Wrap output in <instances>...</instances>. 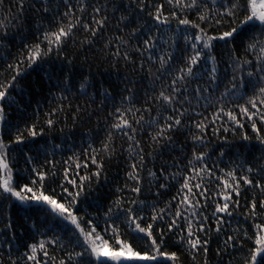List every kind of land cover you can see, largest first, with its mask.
<instances>
[{
  "label": "snow or ice",
  "instance_id": "obj_1",
  "mask_svg": "<svg viewBox=\"0 0 264 264\" xmlns=\"http://www.w3.org/2000/svg\"><path fill=\"white\" fill-rule=\"evenodd\" d=\"M14 45L11 59L0 56V125H6L0 132V264L4 245L7 264H183L182 256L212 264V255L215 264H264V0H15L7 8L0 0V50ZM90 49L132 66L119 93L95 89L91 72L79 71ZM36 69L47 81L46 96L57 101L43 120L45 97L28 115L11 95L24 93L21 81ZM79 96L86 102L73 105ZM14 106L16 122L6 111ZM107 107L112 110L101 117ZM61 116L73 128L97 117L87 145L61 161L55 159L60 144L50 151L37 145L33 155L28 146L54 131ZM249 127L260 154L239 159L237 151L229 167H220L227 153L222 148L213 159L209 129L233 147L227 134L250 142ZM117 137L127 147L118 148ZM17 146L28 148L21 149L24 173L10 159ZM166 152L179 155L165 160ZM121 156L124 182L110 186L108 169ZM12 209L24 212L41 237L19 244L16 250L25 251L16 257ZM238 215L253 221L254 232Z\"/></svg>",
  "mask_w": 264,
  "mask_h": 264
},
{
  "label": "trees",
  "instance_id": "obj_2",
  "mask_svg": "<svg viewBox=\"0 0 264 264\" xmlns=\"http://www.w3.org/2000/svg\"><path fill=\"white\" fill-rule=\"evenodd\" d=\"M10 2L12 4L15 3V0H5V8L9 7ZM90 11V10H89ZM114 23V21H113ZM78 35H80L78 33ZM9 51L11 52V56H9ZM18 51V46L14 45L10 50H0V56H7L9 59L12 58ZM70 52L72 49L69 50ZM87 56L89 57V60L87 62L83 63V68L79 69V71L84 72L85 74H88L89 71L94 77L95 81V89H99L101 85L103 87L109 88L114 93H119L120 90L124 87V77L126 75L131 78V65H129L127 68L125 67L123 61L121 60L119 64L114 63L112 59H102L103 53L98 52L94 49H90L87 51ZM85 53H81L80 56L77 58V64H80L84 59ZM5 62L0 61V71H2V66ZM21 83L24 86V93L18 94L17 92L13 91L12 96L16 98L17 101H19V104L24 106L27 109V114L31 115L33 110L36 108V100L40 97H45L43 100H41L40 105V117L41 120H43L45 114L48 112L49 107L55 106L57 103L56 100L47 97V81L44 79V74L42 70L36 69L35 71L30 72L28 75H26ZM142 87V85H137V88ZM79 88V81L76 82V88L73 89V91H77ZM223 86H221L222 90ZM53 91H57L56 89H53ZM89 91H93V89H89ZM119 100V96L117 95V102ZM86 102V97L79 96L78 98L72 99L73 105L75 104H84ZM96 103L97 105L100 103V97H96ZM142 101H138L136 106L139 107ZM65 107H67V102H65ZM92 107H96V105H92ZM112 109L110 107L105 108L104 112L99 113V115L102 117L106 112L111 111ZM6 111H9L10 114L8 116V120L12 122H16L20 113H18L15 110V106L12 109H7ZM35 119V117H32ZM61 122L56 125V129L52 132L45 131L44 137H37L36 138V144H30L28 147L32 148V154L35 155L37 145L43 146L44 148L51 150L52 144H60L62 145V150H57L55 153V159L57 161L66 160L69 156L73 154V152H79L82 147H85L87 145V139L89 135L94 134V132H89V130H95L97 128V117L93 116L92 119L89 121L85 119L82 123H79L75 128H73L71 119L69 117L67 125L63 122V116L60 117ZM104 122L101 119L100 121V128H103ZM6 128V125H0V132H3V130ZM63 128V132L60 131V129ZM248 135L250 137H253V139L249 141H241L239 139V133L237 135H232L231 133L227 134V140L229 144L233 145V147H229L228 144H225L224 141V134H221L219 137H214L211 135V129H209V135L208 140L210 143L207 145V150H209L212 154L213 159H216L219 152L223 148V150L227 153L224 157H222L219 161L220 167L227 168L230 166V162L232 160H236L238 157H236L234 154L239 151L243 153V156L239 157V159H243L244 156H246L249 160H252L253 157L258 156L260 154V146L257 144V142L254 139V134L251 132L250 127L246 129ZM124 144L125 147H127L126 141H122L119 137H117L116 145L119 148L121 144ZM240 145H246L247 150L244 147H241ZM255 145V147H253ZM97 146H99V140H97ZM23 148L24 152L28 151V148L24 146H17L14 147L11 154L10 159L12 160V166L14 167V170L19 171L20 173H24V170L26 168L25 164V157L23 153L21 152V149ZM192 146L189 144L188 146V153L191 154ZM204 150V149H200ZM126 155V153L124 154ZM179 155L177 152L171 153L169 155L167 152L164 154L165 160H171L172 156ZM48 159H52L51 156L47 157ZM121 164L117 166V162L115 160L112 161L111 167L108 169V178L110 181L114 182L113 185L115 186V183L122 184L124 182V169H123V156H121ZM45 160L44 152L41 151L39 154L38 163L42 164ZM30 167V166H27ZM63 171L62 167L60 169ZM16 179H19V177H16ZM103 179V178H102ZM215 188V185H213V189ZM100 192L107 191V187H102ZM155 191V189H153ZM176 188L173 187L171 191L165 193L161 197V205L163 206V201L168 200L172 195L175 194ZM97 193H93L92 196L89 197V199H92L94 196H96ZM146 196L148 199H152L153 197L151 195ZM144 198V197H142ZM247 198L251 199V194H247ZM243 203V200H242ZM92 211V209H90ZM211 211V209H209ZM240 212L243 213L244 209L241 208ZM25 213L22 211H17L16 209H12V217L16 224V237L17 240L13 241V249H12V255L13 257H16L20 255V253L24 252L25 249L23 247H19V251L16 250L19 244H23L25 241L28 243H32L35 241H38L41 237L39 234L35 232L34 229H31V221L25 222L23 220ZM32 215L34 217L38 216V213L33 212ZM237 219L240 220L241 225L243 227L249 228L250 234L254 232V229L250 227L252 225L253 221L251 219H248L247 222L244 221L243 215H238ZM264 219V217H262ZM261 222V221H256ZM233 226H235V221ZM160 225H157V228H159ZM101 228H103V222L101 221ZM216 247L215 242L212 244V250L214 252ZM246 247H250V245H246ZM235 255L239 256L241 253L239 251H236L234 253ZM7 256H8V246H3V260L4 264H7ZM216 257L215 255L211 256L212 264H215ZM183 264H190V258L183 257L182 256Z\"/></svg>",
  "mask_w": 264,
  "mask_h": 264
}]
</instances>
